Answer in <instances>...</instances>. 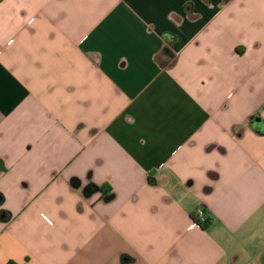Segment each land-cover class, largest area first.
<instances>
[{"label":"crops","instance_id":"1","mask_svg":"<svg viewBox=\"0 0 264 264\" xmlns=\"http://www.w3.org/2000/svg\"><path fill=\"white\" fill-rule=\"evenodd\" d=\"M0 195V264H264V0H0Z\"/></svg>","mask_w":264,"mask_h":264},{"label":"trees","instance_id":"2","mask_svg":"<svg viewBox=\"0 0 264 264\" xmlns=\"http://www.w3.org/2000/svg\"><path fill=\"white\" fill-rule=\"evenodd\" d=\"M75 182H77V180H73ZM83 192L86 195L92 194L94 192H98L101 194V198L104 201H108L112 198V192L110 188H106L105 186H97L91 182L87 183L84 187H83ZM2 201V196L0 195V203ZM4 216V219H8L9 218V213L5 210H0V217ZM196 223L199 225L200 228L205 229L209 223V219L206 217L205 220L203 222H199L195 219ZM7 264H13L12 262H7Z\"/></svg>","mask_w":264,"mask_h":264},{"label":"built area","instance_id":"3","mask_svg":"<svg viewBox=\"0 0 264 264\" xmlns=\"http://www.w3.org/2000/svg\"><path fill=\"white\" fill-rule=\"evenodd\" d=\"M205 215L204 212L201 208H198L195 212H194V220L196 219L199 222H203L205 220Z\"/></svg>","mask_w":264,"mask_h":264},{"label":"water","instance_id":"4","mask_svg":"<svg viewBox=\"0 0 264 264\" xmlns=\"http://www.w3.org/2000/svg\"><path fill=\"white\" fill-rule=\"evenodd\" d=\"M256 125L261 126V122L258 119L256 120Z\"/></svg>","mask_w":264,"mask_h":264}]
</instances>
